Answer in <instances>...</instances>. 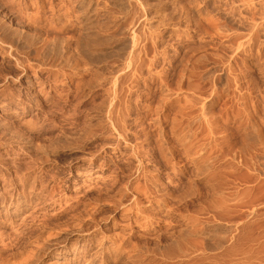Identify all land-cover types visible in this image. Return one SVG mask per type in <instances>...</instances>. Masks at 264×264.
I'll return each instance as SVG.
<instances>
[{"label":"rangeland","instance_id":"1","mask_svg":"<svg viewBox=\"0 0 264 264\" xmlns=\"http://www.w3.org/2000/svg\"><path fill=\"white\" fill-rule=\"evenodd\" d=\"M165 1H117L142 18L136 29L150 52L139 73L125 68L128 30L101 49L96 71L72 78L0 50V264H26L35 248L34 264H264V0H177L178 10ZM35 2L0 0V23L25 33L29 20L46 13L50 24L54 10L72 6ZM21 56L30 71L16 65ZM114 75L125 77L115 104L134 106L122 133L97 108L110 101ZM144 106L169 131L167 156L154 150L160 130ZM178 237L191 248L183 257L170 243Z\"/></svg>","mask_w":264,"mask_h":264},{"label":"bare ground","instance_id":"2","mask_svg":"<svg viewBox=\"0 0 264 264\" xmlns=\"http://www.w3.org/2000/svg\"><path fill=\"white\" fill-rule=\"evenodd\" d=\"M31 1V0H30ZM119 0H67V2H69L70 5L74 6L76 5L75 7V10H73L74 8L71 7H68L64 10H61V9H58V10H54V9H51V10H54V14H53V18L49 21V23H46L48 22L47 21V18L44 17V14L43 15V11H41L42 13V17L39 16L40 18L38 17H35L37 19H34V20H29V22H27V26H28V31L25 32V33H22L18 30H15L14 32H10L9 29L7 28V26L5 24H2L0 23V50L3 52V53H9L11 56V54L13 55V52H21L22 54V51H24L23 53L25 54H28L30 55L32 58V60L34 61L35 64L33 65H36V67H48V69L50 68V70L48 71H52L53 70H56V74H61L63 77H70L72 78L73 76H76V75H81V74H89L87 73L89 70L92 71V67L96 68L98 67V65H100V60L98 59L99 56H102L103 54H107L106 53H103L101 55V49H103L104 46H108V45H111L117 41H115V38L117 35H119V37H121L120 35L124 32V35H125V31H127L126 33H130V44L128 46V44L126 45L125 48L129 49V52L127 54V58H125L126 60V69L128 70V68H130L132 66V70H134L136 72L137 68L141 66L140 63H142L143 61H141L140 59H142L141 57V54H145L147 50V46L144 45L143 43L145 42H142L140 41V39H142V37L140 38L139 37V34L137 33V29L136 27L138 26V21L139 23H141L139 19H142L140 17H136V14L138 13L137 11L133 12L134 11V8L132 9H129V10H125V6H124V12H123V9L121 7V2L118 4ZM121 1V0H120ZM129 4H131V6H135L134 5V2H137L136 4H138V6H141L144 7L143 3H142V0H127ZM134 1V2H133ZM167 1V0H166ZM165 1V3H167ZM195 1V0H194ZM169 2V1H168ZM176 2H179V1H174L171 3L172 5L176 7H180V6H177L175 5ZM181 2V0H180ZM33 3V1H32ZM127 3V2H126ZM164 3V2H163ZM191 3V2H190ZM36 2L34 0V6H35ZM38 4V3H37ZM168 4V3H167ZM182 4V3H181ZM68 5V4H67ZM165 5V4H164ZM180 5V4H179ZM204 5V4H203ZM22 6V5H21ZM130 6V5H129ZM184 6V5H183ZM137 7V6H136ZM135 7V10H138V8L136 9ZM161 7V6H160ZM167 7V5H166ZM166 7L163 6V10H166ZM170 7V6H169ZM187 8V6H185ZM197 7V6H196ZM43 7H40L39 9H42ZM121 12L124 13V17L123 18V23L122 25H116L115 24V15H116V11L119 10L118 12H120V9ZM131 8V7H130ZM140 8V7H139ZM147 8V6H146ZM165 8V9H164ZM177 9V8H176ZM180 9V8H179ZM184 9V7H183ZM191 10L189 11H192L193 8H190ZM11 10V9H10ZM173 10H174V7H173ZM172 10V11H173ZM178 10V9H177ZM185 10V9H184ZM75 11V12H74ZM142 11V10H141ZM180 11V10H179ZM175 12V11H174ZM177 12V11H176ZM176 12H175V16H176ZM182 12V10H181ZM180 12V14H181ZM186 12V11H185ZM193 12V11H192ZM191 12V13H192ZM76 15L74 16L73 14ZM173 13V12H172ZM171 13V14H172ZM184 13V12H182ZM190 13V14H191ZM196 13V12H195ZM21 14V13H20ZM40 15V13H37ZM36 14V16H37ZM146 14V13H145ZM174 14V13H173ZM178 14V12H177ZM188 14V11L187 13ZM189 14V15H190ZM139 15V14H138ZM169 15V14H168ZM179 15V14H178ZM182 15V14H181ZM185 15V14H184ZM189 15H187L189 17ZM65 18L64 20H61V18ZM172 16V15H171ZM186 16V17H187ZM191 16V15H190ZM193 16V14H192ZM170 17V16H169ZM187 17V18H188ZM44 18V19H43ZM171 18L174 19V16H172ZM185 17L181 18V16H179V19H184ZM192 18V17H191ZM31 19V18H30ZM33 19V18H32ZM111 20V21H114L113 24L109 25L108 24V20ZM176 19V18H175ZM189 19V18H188ZM194 19V18H193ZM19 20V18L17 19ZM36 20H42L41 23H39L40 21H38V23L36 22ZM27 21V20H26ZM25 21V22H26ZM35 21V22H34ZM31 22H34V23H31ZM179 23V22H178ZM116 26V27H115ZM12 28V27H11ZM123 29V30H122ZM217 29V28H216ZM40 30H45L46 31V34H48V37H52V42H50L48 39L46 40H43L42 38V35L39 34V32L37 31H40ZM189 30V29H188ZM36 31V32H35ZM122 31V32H121ZM33 32V33H32ZM188 33V32H187ZM160 35V34H159ZM156 38V37H155ZM154 38V39H155ZM160 39V37H158ZM157 38V39H158ZM162 38V37H161ZM152 39V37H151ZM117 40V39H116ZM150 40V39H149ZM140 41V42H139ZM156 44H157V41H155ZM42 46H39L40 44H42ZM143 44V45H142ZM155 44V46H156ZM148 45V44H147ZM158 45V44H157ZM129 48H128V47ZM159 46V45H158ZM109 47V46H108ZM124 47V46H123ZM149 48V47H148ZM241 48V47H240ZM157 49V48H155ZM159 49V48H158ZM111 50V49H110ZM122 50V49H121ZM13 51V52H12ZM126 51V50H125ZM128 51V50H127ZM197 51V50H196ZM150 52V51H148ZM155 52H157L155 50ZM111 54V52H109ZM114 53L115 51L112 53L113 55V58H115L114 56ZM18 54V53H17ZM16 54V55H17ZM149 54V53H148ZM156 54V53H155ZM160 54V53H159ZM15 55V56H16ZM111 55V56H112ZM109 56V54H108ZM106 56V57H108ZM156 56H159V55H156ZM110 57V56H109ZM145 57V56H144ZM30 58V57H29ZM28 57L26 58V60H24L21 57H17L16 58V65L19 66L20 68H22V71L23 72H27V71H30L29 69H31V67L33 68L34 66L31 65V59H29ZM100 58V57H99ZM104 58V57H103ZM146 58V57H145ZM156 58V57H154ZM44 62H43V60ZM106 61H107V58H106ZM112 61V60H111ZM153 61V60H151ZM150 61V62H151ZM26 62L27 63H30V65H26ZM145 63V62H144ZM104 64V63H103ZM144 65H142L143 67ZM197 66V65H196ZM88 67V68H87ZM138 68L140 71L144 68ZM203 67V66H202ZM91 68V69H90ZM94 68V70L96 71V69ZM207 68V67H206ZM125 69V70H126ZM47 70V69H46ZM183 70V69H182ZM199 70V68H198ZM21 71V72H22ZM83 71V73H82ZM86 71V72H85ZM89 71V72H91ZM94 71V72H95ZM138 71V70H137ZM144 71V70H143ZM211 71V70H210ZM2 72V71H1ZM55 72V71H54ZM85 72V73H84ZM98 72V70H97ZM132 72V71H131ZM135 72L133 74H135ZM150 72V71H149ZM3 73V72H2ZM130 73V72H129ZM137 73V72H136ZM139 73V71H138ZM151 73V72H150ZM204 73V72H203ZM1 74V73H0ZM125 74V73H124ZM8 75V74H7ZM128 74H125V76H127ZM82 76V75H81ZM185 77V75H183ZM181 76V77H183ZM193 76V75H192ZM220 76V75H219ZM228 76V75H227ZM128 77V76H127ZM139 77V76H137ZM188 77V76H187ZM194 77V76H193ZM83 78V77H82ZM125 77L124 76H116L115 75L113 76L112 80L109 82L110 83V101L108 103H105L103 105H100L99 107L97 108H105L106 111V114H107V121L108 123L106 124L105 127H109L110 128H114V130H116V133L117 131L118 132H123L124 130H126V125L128 126L127 123H129V119L131 118V113L133 112V109H134V106H132L131 104H128V105H124L122 106L121 105H117L115 104V90L116 88L121 84L122 80L124 79ZM159 78V77H158ZM198 78V77H196ZM74 79V78H73ZM179 79V78H178ZM16 80V79H15ZM125 80V79H124ZM199 80V79H198ZM18 81V80H17ZM136 81V80H135ZM140 81V80H139ZM138 81V82H139ZM165 81V79H164ZM181 81V80H180ZM189 81V80H188ZM194 81V80H193ZM216 81V80H215ZM138 82H136L138 84ZM161 82V81H160ZM169 82V81H168ZM217 82V81H216ZM124 83V82H123ZM162 84V82H161ZM180 84V83H179ZM182 84V82H181ZM180 84V85H181ZM185 84V83H184ZM188 84V83H187ZM195 84V83H194ZM99 85V84H98ZM164 86V84H162ZM161 85V86H162ZM216 85V83H215ZM133 86V85H132ZM187 86H191V84L187 85ZM198 86V85H197ZM196 86V87H197ZM183 87V86H182ZM193 87V86H191ZM190 87V88H191ZM178 88V86H177ZM189 88V87H188ZM194 88V87H193ZM198 88V87H197ZM134 89V88H133ZM192 89V88H191ZM196 89V88H195ZM202 89V88H200ZM117 90L119 91V89L117 88ZM138 90V89H137ZM152 90V89H151ZM150 90V91H151ZM170 90V89H169ZM179 90V89H178ZM192 91V90H191ZM157 92V91H156ZM164 92V91H163ZM201 92V91H200ZM131 93V92H130ZM151 93V92H150ZM195 93V92H194ZM197 94V93H196ZM210 94V93H209ZM118 95V94H117ZM116 95V97H117ZM156 95V94H155ZM182 95H183V92H182ZM202 95V94H201ZM217 95V94H216ZM154 96V95H153ZM194 96V94H193ZM184 97V96H183ZM191 97V96H190ZM192 98V97H191ZM190 98V99H191ZM118 99V98H117ZM116 99V101H117ZM145 99V98H144ZM147 99V98H146ZM166 99V98H165ZM181 99V98H180ZM184 99V98H183ZM129 100V99H128ZM131 100V98H130ZM162 100V99H161ZM171 100V99H170ZM193 100V99H192ZM197 100V99H196ZM191 101V100H190ZM190 101L188 104H190ZM118 102V101H117ZM122 102V101H121ZM129 102V101H128ZM131 102V101H130ZM133 102V101H132ZM165 102V101H163ZM192 102V101H191ZM195 102V101H194ZM201 102V101H200ZM213 102V101H212ZM186 103V102H185ZM199 103V102H198ZM215 103V102H214ZM127 104V103H126ZM174 104V103H173ZM176 104V103H175ZM202 104V103H201ZM206 104V103H205ZM211 104V103H210ZM181 105V104H180ZM105 106V107H104ZM147 106V105H145ZM142 107L141 109L144 110V109H147L148 113L145 115L146 116V119L148 116L151 115L153 109L149 107ZM153 106V105H152ZM188 105L186 104V107ZM158 107V106H157ZM96 108V107H95ZM94 108V109H95ZM155 108V107H154ZM168 108V107H167ZM192 108V107H190ZM196 108V107H194ZM198 108V107H197ZM202 108V107H201ZM204 110L206 107H204ZM161 109V108H160ZM169 109V108H168ZM193 109V108H192ZM104 110V111H105ZM137 110V109H136ZM185 110V109H184ZM187 110V109H186ZM93 111V110H92ZM97 111H100L97 109ZM103 111V110H101ZM161 111V110H160ZM181 111V110H180ZM188 111V110H187ZM186 111V112H187ZM192 111V110H191ZM197 111V110H196ZM199 111V110H198ZM201 111V110H200ZM210 111V110H209ZM94 112V111H93ZM155 117L156 119L155 120H151V122L153 121L154 122V125L153 127H155V132L157 130H160L158 132V143L155 145V149L154 150H158V154L160 153L161 156L164 155V153H166L165 155H169V148H167V144L169 145V141H168V138H169V134H167V132L169 131H166L165 128L163 126V124L161 123V119L160 118V112L158 109H156L155 111ZM154 112L152 113V115H154ZM179 112V111H178ZM193 112V111H192ZM205 112V111H204ZM102 113V112H101ZM104 113V112H103ZM146 113V112H145ZM143 113V114H145ZM191 113V112H190ZM201 113V112H200ZM165 114V113H164ZM181 114V113H180ZM184 114V113H183ZM182 114V115H183ZM205 114V113H204ZM203 114V116H204ZM91 115V113L89 114ZM200 115V114H198ZM163 116H166V115H163ZM178 116V115H177ZM212 116V115H210ZM168 117V116H167ZM194 117V116H193ZM192 117V118H193ZM199 117V116H198ZM205 117V116H204ZM144 118V117H143ZM164 118V117H163ZM166 118V117H165ZM176 118V117H175ZM174 118V119H175ZM183 118V117H182ZM190 118V117H189ZM191 118V119H192ZM207 118V117H205ZM203 118V119H205ZM91 119V118H90ZM153 119V118H151ZM188 118H186L187 120ZM196 119V118H195ZM202 119V118H201ZM200 119V120H201ZM213 119V118H212ZM211 117H210V120H212ZM93 120V119H92ZM141 120V119H140ZM149 120V119H148ZM147 120V121H148ZM166 120V119H165ZM187 124L188 121H186ZM198 120V118H197ZM209 120V119H208ZM168 121V120H167ZM175 122H172V123H175L176 124V119L173 120ZM203 121V120H202ZM94 122V121H92ZM151 122L148 124L150 125ZM164 122V121H163ZM199 122V120H198ZM206 122V121H205ZM211 122V121H209ZM207 123V122H206ZM212 123V122H211ZM95 124V123H94ZM130 124V123H129ZM165 124V123H164ZM175 124L173 125V127L175 126ZM181 124V123H180ZM197 124V123H196ZM104 125V123H103ZM147 125V126H148ZM207 125H210L207 124ZM93 124H88V127L86 130V132L89 134L91 131V135L97 130L95 127V130L94 128L92 127ZM152 126V125H150ZM183 126V125H182ZM185 126V125H184ZM194 126V125H193ZM32 127V126H31ZM98 127V125H97ZM103 127V126H102ZM130 127V125H129ZM172 127V131L175 130V127L173 128ZM189 127V126H187ZM210 127V126H209ZM213 127V126H212ZM211 127V128H212ZM93 128V129H92ZM131 128V127H130ZM128 128V129H130ZM152 128V127H151ZM176 128H177V124H176ZM181 128V126L179 127ZM210 128V129H211ZM102 129V128H101ZM107 129V128H106ZM178 129V128H177ZM177 129L176 131L173 132V134L175 135V139L178 140L179 142L182 141L183 143V136H180L176 134L177 132ZM186 129V128H185ZM193 129V128H192ZM191 129V130H192ZM214 129V128H213ZM131 130V129H130ZM205 130V129H204ZM203 130V131H204ZM207 130V129H206ZM127 131V130H126ZM124 131V132H126ZM129 131V130H128ZM180 131V130H179ZM211 131V130H210ZM98 132V131H97ZM114 132V131H112ZM213 132V130L211 131ZM171 133V132H170ZM210 133V132H209ZM244 133V132H243ZM86 134V135H88ZM98 134V133H97ZM191 134V133H190ZM194 134V133H192ZM121 135V134H119ZM173 135V136H174ZM197 135V134H196ZM206 135V134H205ZM156 136V137H157ZM179 136V138L177 137ZM188 136V135H187ZM186 136V137H187ZM193 136V135H192ZM82 137V136H81ZM123 137V136H122ZM184 137V138H186ZM190 137V136H189ZM174 138V137H173ZM192 138V137H190ZM205 138V137H204ZM83 139V138H82ZM81 139V140H82ZM126 139V138H125ZM154 139V138H153ZM167 139V140H166ZM195 139V138H194ZM215 139V138H214ZM67 140V139H65ZM75 140V139H74ZM150 140V139H149ZM188 140V138H187ZM87 141V140H86ZM177 141V142H178ZM186 141V140H185ZM189 141V140H188ZM187 141V142H188ZM191 141H194L193 138L191 139ZM205 141V140H204ZM81 142V141H80ZM185 143V144H188V143ZM210 142V141H209ZM71 143V141H63V146L64 145H69ZM76 143V142H75ZM86 143V142H85ZM172 143V142H171ZM170 143V144H171ZM52 144V143H51ZM61 144V143H60ZM82 144V143H81ZM195 144V143H194ZM202 144V143H201ZM206 144V143H205ZM214 144V143H213ZM57 145V144H56ZM216 145V144H214ZM220 145V144H218ZM57 146H60V145H57ZM56 146V147H57ZM73 146V145H72ZM77 146V145H76ZM209 146V145H208ZM52 147V146H51ZM54 147V145H53ZM70 147V146H69ZM166 147V148H164ZM173 146H171L170 148H172ZM188 147V146H187ZM193 147V146H192ZM203 147V146H202ZM182 148V147H181ZM185 148V147H184ZM191 148V147H190ZM194 148V147H193ZM219 148V147H218ZM221 148V147H220ZM56 150V148H53ZM59 149V148H58ZM64 149V148H63ZM173 149V148H172ZM174 149H175V146H174ZM187 149V148H186ZM189 149V148H188ZM187 149V150H188ZM202 149V148H201ZM70 150V149H69ZM177 150V149H176ZM194 150V149H193ZM58 151V150H57ZM74 151V150H73ZM136 151V150H135ZM139 151V150H138ZM173 151V150H172ZM208 151V150H207ZM55 152V151H54ZM137 152V151H136ZM140 152V151H139ZM180 152V151H179ZM191 152V151H190ZM173 152H171L172 154ZM204 153V152H203ZM176 154V153H175ZM186 154V153H185ZM211 154V153H210ZM217 154V153H216ZM152 156V155H151ZM165 156V157H166ZM200 156V155H199ZM205 156V155H204ZM207 156V155H206ZM141 157V156H140ZM203 157V156H202ZM208 157V156H207ZM217 157V156H216ZM170 158V157H169ZM172 158V157H171ZM174 158V157H173ZM194 158V157H193ZM165 159V158H164ZM167 159V158H166ZM209 159V158H208ZM203 160V159H202ZM160 161V160H159ZM169 161V160H168ZM207 161V160H206ZM205 161V162H206ZM170 162V161H169ZM163 163V162H162ZM173 163V162H172ZM143 164V163H142ZM170 164V163H169ZM201 164V162H200ZM209 164V163H207ZM167 165V164H166ZM202 165V164H201ZM205 165V163H204ZM200 167V166H199ZM214 167V166H213ZM170 168V167H169ZM208 168V167H207ZM216 169V168H215ZM140 170V169H139ZM207 170V169H206ZM19 173V172H18ZM17 173V174H18ZM211 173V172H210ZM222 173V172H221ZM19 175V174H18ZM22 175V174H21ZM203 175V174H202ZM219 175V174H218ZM20 176V175H19ZM143 176V174L141 175ZM140 176V177H141ZM209 176V175H208ZM207 176V177H208ZM215 176V175H214ZM17 177V176H16ZM138 177V178H140ZM191 177V176H190ZM148 178V177H146ZM206 178V177H205ZM20 179V178H19ZM23 177L21 176V181H22ZM144 179V178H143ZM209 179V178H208ZM148 180V179H147ZM192 188V187H191ZM211 188V187H210ZM220 188V187H219ZM143 189V188H142ZM146 190V189H145ZM196 190V189H195ZM219 190V189H217ZM135 191V190H134ZM138 191V190H137ZM153 192V191H152ZM199 193V192H198ZM141 195V194H139ZM195 195V194H194ZM178 197V196H177ZM195 198V197H194ZM191 199V198H190ZM148 200V199H147ZM162 201V200H161ZM184 201V200H183ZM190 201V200H189ZM182 202V201H181ZM167 203V202H166ZM163 205V204H162ZM166 205V204H165ZM163 207V206H162ZM141 209V208H140ZM151 209V208H150ZM144 211V210H143ZM159 212V211H158ZM215 214V213H214ZM218 214V213H217ZM219 215V214H218ZM211 218V217H210ZM194 221V220H193ZM189 224V223H188ZM193 225V224H192ZM196 228V227H195ZM131 229V228H130ZM201 229V228H200ZM205 229V228H204ZM193 231V230H192ZM182 232V231H181ZM185 232V231H184ZM195 232V231H193ZM192 232V233H193ZM191 233V234H192ZM184 234V233H182ZM188 234V233H187ZM187 234H185V236H187ZM194 234V233H193ZM211 234V233H210ZM189 235V234H188ZM172 237V236H171ZM174 237V236H173ZM179 238V239H178ZM178 238H172L173 240H170V243L172 242V247L174 249H178L179 248V251H178V255L181 256L184 254L185 256V250L189 251L187 249V245L184 247H180V244L183 243L182 241L180 242L179 244V240H180V237ZM191 239V238H190ZM193 239V238H192ZM192 239L190 240L192 243ZM160 241V240H159ZM184 241V240H183ZM188 241V242H190ZM195 241V240H194ZM197 241V240H196ZM162 242V241H160ZM168 242V241H166ZM204 243V242H203ZM184 244V243H183ZM190 244V243H189ZM171 245V244H169ZM195 245V244H193ZM199 245V243H198ZM165 246V245H164ZM189 246V245H188ZM191 246V244H190ZM177 247V248H175ZM170 248V247H168ZM167 248V249H168ZM197 248V247H196ZM47 249V248H46ZM172 249V248H171ZM33 252H31L26 260V264H34L36 261H38L40 258V249L38 251V248L35 250H32ZM49 251V250H48ZM163 251V250H162ZM175 251V250H174ZM176 252V251H175ZM173 252V253H175ZM169 253V252H167ZM166 253V254H167ZM176 254V253H175ZM174 254V256H176ZM28 255V254H27ZM169 255V254H168ZM191 256V255H190ZM26 257V256H25ZM157 257V256H156ZM163 257V256H162ZM167 257V256H166ZM178 257V256H177ZM183 257V256H181ZM204 257V256H203ZM170 258V257H169ZM175 258V257H174ZM179 258V257H178ZM142 260V259H141ZM153 260V259H152ZM151 260V261H152ZM155 260V259H154ZM168 260V259H167ZM25 262V261H24ZM23 262V263H24ZM189 262V261H188ZM192 262V261H191ZM141 263V262H140ZM144 263V262H143ZM154 263V262H153ZM133 264V263H132ZM212 264V263H211Z\"/></svg>","mask_w":264,"mask_h":264}]
</instances>
